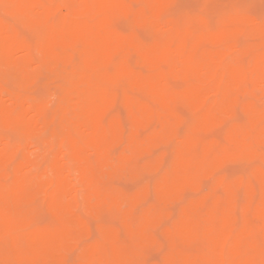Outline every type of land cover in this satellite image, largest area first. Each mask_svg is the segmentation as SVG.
I'll list each match as a JSON object with an SVG mask.
<instances>
[{"label": "bare ground", "instance_id": "1", "mask_svg": "<svg viewBox=\"0 0 264 264\" xmlns=\"http://www.w3.org/2000/svg\"><path fill=\"white\" fill-rule=\"evenodd\" d=\"M129 1L0 0L14 19L0 16V202H16L25 188L30 218L41 207L68 220L32 229L0 215V264H264V171L253 165L264 160V17L241 13L237 0H204L225 5L210 9L216 16L183 14L180 0ZM173 78L186 84L175 90ZM213 129L224 139L204 136ZM114 142L124 146L115 174L155 178L133 194L98 185L107 194L87 209L109 207L124 230L103 214L107 226L94 227L91 241L73 174L92 154L108 164ZM239 161L252 165L248 174L225 172ZM203 177L213 182L196 194ZM152 249L163 261L148 262Z\"/></svg>", "mask_w": 264, "mask_h": 264}, {"label": "rangeland", "instance_id": "2", "mask_svg": "<svg viewBox=\"0 0 264 264\" xmlns=\"http://www.w3.org/2000/svg\"><path fill=\"white\" fill-rule=\"evenodd\" d=\"M129 1V0H128ZM217 1L218 0H214V2L215 3H217ZM222 1V0H221ZM220 1V2H221ZM131 4H132V2H133V6L134 7H137L139 4H138V2H136V1H132V0H130L129 1ZM220 2H218V4L219 5H222ZM227 2H230L229 0L227 1ZM136 3H137V5H136ZM213 3V2H212ZM225 2L223 1V4H224ZM177 4V3H176ZM179 5L177 6V8L179 7V9L182 11H184L183 12V14L185 13V11H186V13H187V11L189 12V14L188 15H191V13L193 14H195V15H198V13L199 12H204L205 10H207V9H205V8H208L209 10H207V12H209V14H210V16L211 15H213V16H216L217 14H218V12H211L210 13V9L212 10L213 9V11H216V10H218V11H220L221 10V7H222V9H224L225 8V5H222L221 7H218L217 5H214V7H212V5H209L210 4V2L209 3H206L204 0H180V2L178 3ZM225 4H227V3H225ZM204 5V6H203ZM206 6H208V7H206ZM237 7H238V10H240V12L241 13H243L244 11H247V12H249V13H251V15L250 14H247V15H250V16H252V14H254V15H259L260 16V18H261V16H262V18L264 17V0H237V5H236ZM177 8H175V9H177ZM205 9L204 11L202 10V9ZM179 9H178V11H179ZM214 9H216V10H214ZM244 10V11H243ZM1 11V13H0V16L2 17V18H4L6 21H8L9 19H10V21L11 22H14V19H12L13 17L11 16V18L9 17V14L5 11V12H3L2 13V11L3 10H0ZM63 11H65L64 9H63ZM177 12V11H176ZM206 12V11H205ZM179 13H180V11H179ZM197 13V14H196ZM2 14V15H1ZM4 14H6L5 16H7V14H8V16H7V18H8V20L3 16ZM182 14V13H181ZM244 14H246V13H244ZM206 16H207V13H206ZM258 17V16H257ZM210 18V17H209ZM119 19H122V21H126V25H127V27H126V29L127 30H124L125 28H124V25L125 24H123L122 25V27L124 28L123 29V33L124 34H128L129 32H130V24H129V22L127 21V20H125V18H123V17H120V18H118L117 20H116V25H118L117 23H120V20ZM215 20V19H214ZM213 20V21H214ZM9 21V22H10ZM121 21V22H122ZM213 21H212V23H213ZM120 24H122V23H120ZM20 25V23H17V26H18V28L20 27V29L22 28L21 27V25ZM22 26H23V28H24V30L22 29L21 31H20V33H21V35L23 36V34L25 33H27V31H25V27H24V25L22 24ZM129 26V27H128ZM129 28V29H128ZM19 29V30H20ZM28 29V28H27ZM26 29V30H27ZM118 30H121L122 31V28L120 27V28H117ZM31 30V29H30ZM128 30H129V32H128ZM142 30H144L143 32H141ZM23 31H24V33H23ZM28 32L30 33V31L28 30ZM145 32V33H144ZM23 33V34H22ZM136 33L139 35V36H141V37H143V38H149V35H148V33L146 32V30L145 29H143V28H137L136 29ZM25 34H24V36H25ZM32 34H34V32L32 31ZM31 33H30V36L32 35ZM28 34H27V36H25V37H28V38H33V36L34 35H32L31 37H30ZM174 79V78H173ZM171 80V86L173 87V89H175V90H180V89H182L183 87H184V84H186L185 82H184V84H183V80L182 79H179V78H175L174 80ZM177 79V80H176ZM180 81V82H179ZM182 82V83H181ZM181 84H183V86L181 85ZM37 86V85H36ZM38 88H40V89H38L39 91L40 90H42L41 89V87L39 86ZM34 91L35 90H37V87H36V89H35V86H34ZM32 89V90H33ZM36 91V92H38L39 93V91ZM33 91V93L35 94V92ZM41 93H39V94H41L42 95V93H44V91L42 92V91H40ZM260 92V91H259ZM37 93V94H38ZM260 95L261 94H263L262 92L261 93H259ZM36 95V94H35ZM41 95H39V96H41ZM38 96V95H37ZM259 96L257 95V97L256 98H258ZM262 97V96H261ZM260 99H262V98H260ZM256 100V99H255ZM257 102H259L260 100L258 99V100H256ZM256 101H255V103H256ZM264 101V100H263ZM262 103H264V102H262ZM119 104H120V102H119ZM119 104H117V106H118V108H117V112H118V110H119V108H123L124 109V107H119ZM257 104V103H256ZM120 105H122L123 106V104L121 103ZM263 106V104L261 105V107ZM183 107V106H182ZM181 108V107H180ZM184 108L185 107H183L182 108V110H184ZM186 109V108H185ZM122 110V109H121ZM121 110L118 112V113H120L119 115H121L122 114V116H121V118H122V121L124 120V124L123 125H125V123H127V126H128V124H129V126H130V123H128V121L127 122H125V119H127V116L125 117V113H124V111L125 110H123V112H121ZM180 112H182L181 110H180ZM184 112H185V110H184ZM188 112V110H186V113ZM242 112V111H241ZM123 113H124V116H123ZM182 114L183 115H185L183 112H182ZM189 115V114H188ZM187 114H186V116H188ZM189 117V116H188ZM188 117H186L187 119H188ZM191 117V116H190ZM237 117L239 118V119H241L242 117L243 118H246V116H245V114L242 112V113H240V111H239V113H238V115H237ZM242 121H244V120H242ZM127 126L125 125V129L127 128ZM128 126V127H129ZM127 130V129H126ZM130 130V128H128V131ZM143 131H144V129H143ZM142 130H141V134H144V132H146V130L143 132ZM224 132H225V130H224ZM146 133H148V132H146ZM219 134L221 137H223V139H224V133H222L221 131H219V129H213L211 132H205L203 135L204 136H211L212 135V137L211 138H216L218 135H216V136H214L213 134ZM220 138V137H219ZM207 139H210V138H207ZM216 139H218V138H216ZM109 141V140H108ZM108 141L107 140H105V139H101V140H99L98 142H97V144H98V146L99 147H101V148H104L106 145H107V143H108ZM110 146V151H112L111 152V154H110V158H111V160H109V162H108V164H105V162H104V160L103 159H100L99 160V157L97 156V154H92L91 156H89V157H86L85 158V161H84V166H83V171L82 172H74V181H75V183H76V186H78L77 188L79 189H81V192H80V189H79V192H78V194L79 193H82V194H80L79 195V197H81V198H78V199H80L79 201H81V199L83 200V201H81V202H84L82 205H80L79 206V212L80 211H82L80 208H82V209H84V212L87 214V217H88V220H85L87 217L86 216H84V215H86L85 213L83 214V212L81 213V216H84V217H86V218H84V217H82L83 219H84V221H85V223L87 224V226L89 227V223H87V221H89L90 222V226H92L93 225V228L95 227L96 228V230L98 229H100V227L101 226H107L108 224H110V225H114V226H116V227H118V228H123V229H121L122 231L124 230V225H123V221L120 219V218H113L112 217V219L115 221L114 222V224L113 223H111V221L113 222V220L110 218L111 216H113V214H112V210L109 208V207H107V208H105L104 210H103V212L102 213H100V214H95V213H92V212H89V210L87 209V203L88 202H90L92 205H97V204H99V202L103 199V198H105V194H107L106 193V191H100V192H98L97 191V186L98 185H100V184H105L106 186H107V188H109L110 190H112V189H116V190H120V191H122V192H125V193H127V194H133V193H135V192H137L143 185H145V184H150V182H151V184L153 183V180H150L151 178H153L154 176H152L153 174L151 173V172H149V171H146L145 172V174L147 175V174H151V178H145V175L143 176L144 178H142L143 180H141L140 179V182L142 181L143 183H141V185L140 186H134V182L136 181H138V180H132V179H129V178H127V177H125V179L124 178H122L123 176H119L118 174H115L114 173V169H115V166L113 165L114 163H115V161L114 160H116V158L118 157V155L122 152V150L124 149V146H122L121 144H119V143H112L111 145H109ZM119 146V147H118ZM122 146V147H121ZM112 147V148H111ZM118 147V148H117ZM121 147V148H120ZM258 148L260 149L259 150V152L261 151V152H264L263 150H264V146H258ZM261 148H262V150H261ZM113 149V150H112ZM116 149H118V151L116 150ZM161 149H163V151L161 150ZM165 149H168V148H166V147H162V148H160L159 150V152L157 151V154H159V153H161V152H164L165 153V160L167 161V163L170 161V159H168V157H167V155H166V153L168 154H170L171 152H168V150H165ZM116 150V151H115ZM43 151V150H42ZM115 152H118V153H115ZM116 154V155H115ZM93 156V157H92ZM114 156V157H113ZM115 156H116V158H115ZM168 156H170V155H168ZM115 158V159H114ZM260 157H258V158H256L254 161V163H253V165H256V166H259L263 171H264V169L261 167L262 165L261 164H263L264 165V160L262 159V158H260ZM114 159V160H113ZM256 161H258V162H260V164H258ZM94 162H95V164H94ZM241 162V163H240ZM166 163V164H167ZM246 163L247 162H244V161H239V162H236V163H232V162H227V163H225V164H227V166L225 167V169H224V166H225V164L223 165V169L225 170V172H227V173H234L233 175H235V173H237V175H242V174H248L247 173V169H249V167H247L248 165H246ZM110 166V167H109ZM250 166V169H251V167H252V165L250 164L249 165ZM106 167V168H105ZM223 169H221V171H220V175H225V172H223ZM250 169H249V172H250ZM244 174V175H245ZM229 175V174H228ZM148 176V175H147ZM227 176V175H226ZM149 177H150V175H149ZM122 178V179H121ZM155 178V177H154ZM204 179H205V181H204ZM207 179H211V181H210V186H211V184H212V182H213V179L212 178H208V177H203V179H202V184L203 183H205L204 184V188H206V190H203V188H202V190L203 191H200V192H196V191H193V192H191V194L192 193H194V192H196V194H200L201 195V193H203L204 191L206 192L208 189L207 188H209L210 186H209V181L207 180ZM113 180H114V182H113ZM120 182H119V181ZM115 181H117V182H119L120 184H116V182ZM129 181L130 182H132V183H129ZM122 182H124V185H126L127 184V186L129 185V186H131V187H129V188H126L124 185L123 186H121L122 185ZM136 182H135V185H136ZM140 182L138 181V185L140 184ZM79 183V184H78ZM126 183V184H125ZM81 186V187H80ZM138 187V188H137ZM129 189V190H128ZM93 193V194H92ZM191 194H189V192L187 193V195H188V197H186V198H188V200L189 199H192V198H198L199 196L198 195H194V196H191ZM27 195H28V191L24 188V190H22L21 192H20V195H19V197H18V200L16 201V202H10V203H3V202H0V215H2V216H4V217H6V218H8L12 223H16V222H18L19 220H21V219H23V218H25V220H27V223H29V225H30V223H31V225H32V229H37V228H45V229H47V228H55V227H62V228H65V227H67V225H68V220H67V218L66 217H64L63 215H57V214H52V213H49V214H51V216L50 215H47L48 214V212H47V210H42V208L40 207V205H41V203H40V201L39 200H36V202H35V206H37L39 209H38V211L35 213V215H34V217H32V218H30V216H29V207L28 206H26V205H24V201H25V199L27 198ZM186 195V196H187ZM190 195V196H189ZM102 197V198H101ZM95 198V199H94ZM93 199V200H92ZM188 200H186V202L188 201ZM80 204V203H79ZM178 205H181L180 203L178 204ZM177 207V206H176ZM179 207L180 206H178L177 208V210H176V212L177 211H179ZM86 208V209H85ZM109 209H110V211H109ZM173 209V208H172ZM175 209V208H174ZM44 211V212H43ZM107 211H109V212H107ZM39 212H43V216H41V213L39 214ZM173 212H174V210H173ZM109 213H111V214H109ZM175 213V212H174ZM83 214V215H82ZM106 215V217H107V219L108 218H110V220L108 219V221H109V223H107L108 221H106L105 219H104V217H102V216H104V215ZM178 214V213H177ZM39 215V216H38ZM102 215V216H101ZM45 216H49V217H45ZM95 216V217H94ZM98 216H99V218H98ZM40 217H44L45 219H44V221H43V219L41 218V220L40 219H38V218H40ZM52 219H51V218ZM90 217V218H89ZM100 217H102L103 219V221H99V220H101V218ZM105 217V218H106ZM46 218H48L47 220H48V222H46ZM50 218V219H49ZM54 219V221H51V220H53ZM97 219H98V221L99 222H97ZM38 220V221H37ZM50 220V221H49ZM118 220V221H117ZM39 221L41 222V223H39ZM106 221V222H105ZM121 222V223H119V225L117 224V222ZM34 223H35V225H34ZM107 223V225H105ZM116 223V224H115ZM96 225V226H95ZM120 226V227H119ZM98 227V228H97ZM90 229H92V231H91V241H94V240H96L97 238H99V234L98 233H100V231L99 232H97V236H96V234L93 236L92 234H94V233H96L95 232V228L93 229L92 227H89ZM93 232V233H92ZM152 250H154V252L152 251ZM151 251H152V253L150 252V254H148L149 255V257H148V262H149V260H150V263H157V262H161V260L163 261V256H164V254L162 253V258H161V253H159V252H157V249L155 250V249H152ZM160 252H162L161 250H159ZM151 256V257H150ZM76 257V258H75ZM73 259H72V262H78L79 261V254H76V255H74L73 257H72ZM75 258V259H74ZM161 258V259H160ZM77 259V260H76ZM94 264H97L96 262H93Z\"/></svg>", "mask_w": 264, "mask_h": 264}]
</instances>
